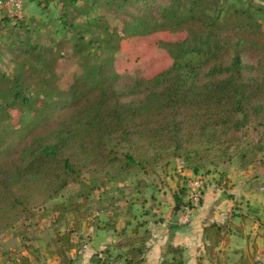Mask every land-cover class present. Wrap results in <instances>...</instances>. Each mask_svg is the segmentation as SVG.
Wrapping results in <instances>:
<instances>
[{
  "label": "trees",
  "instance_id": "trees-1",
  "mask_svg": "<svg viewBox=\"0 0 264 264\" xmlns=\"http://www.w3.org/2000/svg\"><path fill=\"white\" fill-rule=\"evenodd\" d=\"M79 1H63L55 27L42 18L2 16L0 48L12 55L18 72L0 79V234L86 174L150 173L172 157L183 158L196 174L207 163H229L253 131L264 139V29L251 8L217 10L216 0H91L84 9ZM101 5L126 15L123 34L102 27L114 53L123 44L136 50L138 39L164 32L184 36L158 42L171 63L157 74L121 86L124 76L113 55L62 89L57 69L65 52H88L82 36L74 42L62 34ZM249 51L260 54L256 63L243 61ZM39 103L37 117L23 123L24 113ZM175 201L177 212L182 198L175 194ZM229 233L226 222L203 226L205 249ZM145 234L137 245L126 237L113 244L127 247L118 255L125 264H147ZM53 244L61 256L75 249L70 232ZM167 255L172 258L160 264H187L180 245L170 244ZM21 264H31L29 257Z\"/></svg>",
  "mask_w": 264,
  "mask_h": 264
},
{
  "label": "rangeland",
  "instance_id": "rangeland-1",
  "mask_svg": "<svg viewBox=\"0 0 264 264\" xmlns=\"http://www.w3.org/2000/svg\"><path fill=\"white\" fill-rule=\"evenodd\" d=\"M4 1L0 6V25L2 16L9 15L20 19L42 18L51 21L55 27L59 24L57 18L61 15L64 0ZM216 1L219 2L217 10L227 7L251 8L264 29V11L256 9L262 7L264 10V0ZM87 3H91V0L79 1L84 9ZM209 9L212 15L213 8ZM125 16L114 8L95 6L74 21L76 29L63 32L62 35L74 42H79L82 36L88 52L80 56L65 52L57 69L62 89H69L78 76L90 68L99 67L108 56L115 55L117 69L124 76L121 86L131 85L137 78L157 74L170 65L171 60L158 42L179 40L184 36L182 33L164 32L148 39H138L134 46L139 47L136 50H131L129 44H123L122 50L116 53L107 48L102 27L123 34ZM90 40L93 41L91 44L88 43ZM136 51L140 53L139 56ZM259 58L260 54L249 51L243 56V61L246 64L256 63ZM17 72L18 66L12 55L1 47L0 79L13 78ZM2 100L0 97V107ZM40 104L24 113L23 123L37 117ZM11 115L17 121L21 117L19 113L12 112ZM259 146H262L261 151L256 150ZM233 153L235 156L229 163L217 166L207 163L196 174L188 169L183 158L178 157L168 159L150 173L139 169L128 176L118 175L115 170L107 176L86 174L81 184L68 185L54 200L35 208L29 217L0 234V264H21L25 256L33 260L41 258L42 264H61L63 259L69 257L75 259L74 264H125L118 255H124L127 247L117 249L114 243H110L126 237L137 245L140 236H146V231L152 235L151 228L168 229L173 225L167 216H174L175 194L182 198L180 210L183 215L187 211H195L200 203L193 207L189 186L197 179L203 183L200 197L208 189L216 193V201L237 197L231 203V211L238 215L236 221L250 230L252 225L244 224L245 217H241L242 214L252 213L251 221H254L258 213L257 203L262 202L258 198L264 195V139L260 140L259 134L253 131L246 145ZM242 155L245 157L241 158ZM218 190L226 197H219ZM184 216V221L178 223L186 225V214ZM67 232H70L75 249L72 252L64 251L61 256L53 243L58 235ZM249 232L251 234L252 230ZM237 233L235 241L225 240L213 249H205L202 243L197 255L199 263L258 264L263 254L259 252L258 234H249L243 239L240 232Z\"/></svg>",
  "mask_w": 264,
  "mask_h": 264
},
{
  "label": "crops",
  "instance_id": "crops-1",
  "mask_svg": "<svg viewBox=\"0 0 264 264\" xmlns=\"http://www.w3.org/2000/svg\"><path fill=\"white\" fill-rule=\"evenodd\" d=\"M218 195L219 197H222V193L219 190ZM215 197V192L211 191V189L206 190L201 197L199 208H196L193 212L187 211L185 213L187 217L186 225L178 223L179 221H184L182 220L185 217L183 211L179 210L178 212H175L173 209L175 212L174 216H167V219L172 221L171 224L173 225L169 226L168 229L162 228V231L159 230V228H151L152 235L147 243L148 250L146 253V263L160 264L164 259H171V255H167V248L170 244H173L175 246L180 245L184 247L187 264H198V249L204 242V240H202V228L210 222H216L219 224H224L226 222L229 224L231 231L227 235V239H225L227 240L226 242L235 241L236 234H238L237 231L240 232L239 235L243 239L250 234V230H252L250 235L254 236L258 234L257 239L260 246L259 252L263 253L258 259V264L264 262V195L258 198L259 201L262 202L257 203L256 210H258V213L257 218H255L254 221H251L250 214L252 213L242 214L243 216L241 218L245 217L244 224L248 226L249 224L252 225L250 230L248 227L245 228L246 226L240 224L239 221H236L238 215L233 214L234 212L231 211V203L233 200L235 201L237 197L231 200L230 197H227L224 201L222 199L216 201ZM249 204L252 205V202H249ZM188 212L189 214H187ZM165 225H162V227H165ZM115 242L116 240L112 241L110 244L112 245ZM29 260L31 264L44 263L41 258L38 259L37 257L34 260L29 257Z\"/></svg>",
  "mask_w": 264,
  "mask_h": 264
},
{
  "label": "built area",
  "instance_id": "built-area-1",
  "mask_svg": "<svg viewBox=\"0 0 264 264\" xmlns=\"http://www.w3.org/2000/svg\"><path fill=\"white\" fill-rule=\"evenodd\" d=\"M6 1L4 0H0V6H3L2 4H4ZM203 183L200 180H196L195 182H191L190 183V189H191V201L193 204V207H196V205L198 203H200V199H201V194H200V188L202 187Z\"/></svg>",
  "mask_w": 264,
  "mask_h": 264
},
{
  "label": "water",
  "instance_id": "water-1",
  "mask_svg": "<svg viewBox=\"0 0 264 264\" xmlns=\"http://www.w3.org/2000/svg\"><path fill=\"white\" fill-rule=\"evenodd\" d=\"M222 197L224 198V197H226V194L224 193V194H222Z\"/></svg>",
  "mask_w": 264,
  "mask_h": 264
}]
</instances>
